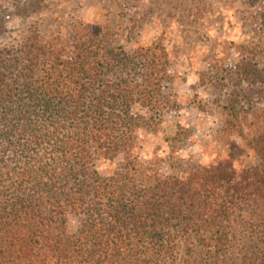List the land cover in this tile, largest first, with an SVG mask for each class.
Wrapping results in <instances>:
<instances>
[{
    "label": "trees",
    "instance_id": "16d2710c",
    "mask_svg": "<svg viewBox=\"0 0 264 264\" xmlns=\"http://www.w3.org/2000/svg\"><path fill=\"white\" fill-rule=\"evenodd\" d=\"M8 20L0 13V33ZM154 45L87 40L63 53L35 41L0 51V264H190L199 244L207 259L229 253L233 206L206 200L199 177L165 175L159 158L140 154V133L174 108L162 91L166 54ZM237 74L226 122L253 131L264 156V111L238 109L240 84L255 91L264 77L253 65ZM104 164L113 167L102 173Z\"/></svg>",
    "mask_w": 264,
    "mask_h": 264
},
{
    "label": "rangeland",
    "instance_id": "374dc122",
    "mask_svg": "<svg viewBox=\"0 0 264 264\" xmlns=\"http://www.w3.org/2000/svg\"><path fill=\"white\" fill-rule=\"evenodd\" d=\"M28 1L0 0V13L9 18L0 51L37 41L70 53L87 40L124 50L158 44L164 50L168 78L162 91L174 108L154 131L140 133V154L159 158L165 175L199 177L206 200L233 206L230 218L237 227L224 258H204L209 247L199 244L189 247V262L264 264V156L252 149L255 133L226 122L224 109L238 67L253 65L264 77V0H43L27 17L13 14ZM246 84H240L241 115L250 106L264 111V80L255 91ZM173 136L178 149L170 166ZM102 166V173L113 167Z\"/></svg>",
    "mask_w": 264,
    "mask_h": 264
}]
</instances>
